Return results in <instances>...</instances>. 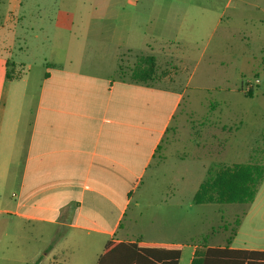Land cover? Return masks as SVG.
Here are the masks:
<instances>
[{
	"label": "crops",
	"instance_id": "obj_1",
	"mask_svg": "<svg viewBox=\"0 0 264 264\" xmlns=\"http://www.w3.org/2000/svg\"><path fill=\"white\" fill-rule=\"evenodd\" d=\"M7 1L17 8L18 0ZM130 2L134 8L130 12L113 2L89 3V7H79L76 2L58 6L69 15L73 12V18L66 23L81 31L80 37L71 34L74 41L68 58L84 57L89 51L90 55L113 58V65L98 66L97 74L83 70L79 62L74 64L71 59L54 61L34 99L28 96V82L21 75L16 80L17 76L7 78L11 62L0 56V236L10 237V247L17 250L15 257L0 256V264H28L21 258L24 233H29L33 242L31 261L35 264H45L55 257V240L64 242L59 248L62 252L84 250L83 264H97L110 242L181 247L183 253L184 246L172 239L176 228L181 227L175 215L168 229L155 228L152 223L140 230L138 219L123 226L133 195L163 145L182 94L161 87L164 81L155 83L156 77L139 83L133 76L119 79L111 72L121 50L120 56H132L137 51L129 32L134 29L135 15L142 16L147 26L151 43L143 48L151 53L147 57L155 58L157 69L159 58L171 59L167 65H182L176 51L183 26L197 14L196 10L214 7L209 0H143L140 5ZM239 5L264 12V0H240ZM223 21L224 13L211 21L213 33ZM60 22L61 19L56 21ZM260 23L264 24V18ZM107 26H111V38L105 36ZM172 32L174 35L169 34ZM91 37L95 43L89 49L86 43ZM53 56L61 55L53 51ZM119 63L121 60L116 74L121 69ZM231 86V93H244L243 83L239 88L237 79ZM232 133L229 131L227 136ZM160 159L168 160L166 156ZM263 185L264 180L260 188ZM260 188L253 203L233 204L246 206L243 210L235 208L242 216L238 222L250 218L254 227L262 226L255 229L258 233L264 231V192ZM169 199L177 198L173 195ZM152 201L148 197L145 204L138 202L136 207L150 209ZM167 207L180 208L176 203ZM239 229L221 245L209 248L264 252V246L234 247L242 233ZM55 233L60 235L55 237ZM4 240H0V248L7 246ZM199 248L193 247L192 260L196 251H201Z\"/></svg>",
	"mask_w": 264,
	"mask_h": 264
},
{
	"label": "rangeland",
	"instance_id": "obj_2",
	"mask_svg": "<svg viewBox=\"0 0 264 264\" xmlns=\"http://www.w3.org/2000/svg\"><path fill=\"white\" fill-rule=\"evenodd\" d=\"M130 1L18 0L15 9L9 1L0 0V25L5 24L0 28V56L10 60L9 72L17 76L15 80L21 75L28 82V96L34 99L45 73L52 69L54 61L71 59L74 64L79 62L83 70L97 74L98 66L113 65V58L90 55V51L84 57L68 58L74 41L71 36L80 37L81 31L78 26L66 23L70 17L73 18V12L69 15L63 9L59 10L58 6L76 2L79 7L82 4L89 7V3L113 2L130 12L134 9ZM142 2L138 0L139 5ZM239 2L209 0L214 9L196 10L197 14L189 17L188 23L183 26L179 49L176 51L183 61L182 65L177 62V68L167 65L166 61L171 59L162 58L157 63L155 83L162 79L164 82L160 81L159 85L176 89L182 94V99L157 157L139 190L133 195L123 226L138 219L140 230L151 227L152 223L155 228L168 229L175 215L181 227L176 228L172 239L184 246L180 264H191L195 245L202 252L211 245H221L222 240L230 239L237 233L238 227L242 233L235 239L234 247L264 246V231H255L261 225L254 227L250 218L240 224L238 222L242 216L235 208L243 210L245 205L200 206L194 203L201 183L221 167L234 164L264 166V24L260 23L264 12L242 8ZM221 13H224L223 24L213 33L212 23ZM62 18L67 20L62 21ZM134 18V29L129 34L134 39L137 51L132 56H120L121 50L115 58L111 75L119 79H130L133 72L142 67L143 59L151 55L143 48L146 43H151L148 42L147 26L142 16L135 15ZM60 19V24L56 23ZM107 27L105 36L111 38V26ZM169 34L174 35L173 32ZM94 43V38H89L87 48L90 49ZM53 51L59 52L61 56L54 57ZM120 60L121 69L116 74L114 72ZM235 79L239 88L243 83L244 93H231V84ZM249 83H252L251 87ZM248 93L250 96H247ZM29 102L30 99L28 105ZM229 131L233 133L227 136ZM224 135L228 141H225ZM161 156H166L168 160L161 161ZM260 190L264 192V185ZM173 195L177 198L175 202L169 199ZM147 196L153 199L154 206L150 209H144L143 206L137 208L136 203L145 204ZM170 203H176L180 208L172 210L167 207ZM54 235L58 237L60 234ZM0 240H4L7 245L0 248V256L15 257L17 250L10 247L12 239L3 234ZM61 244H64L62 240H55V257L45 261V264H83L81 257L84 250L62 252L59 249ZM33 247L30 234L24 233L21 258L29 261L28 264L36 263L31 261ZM39 248L40 243L35 251Z\"/></svg>",
	"mask_w": 264,
	"mask_h": 264
},
{
	"label": "trees",
	"instance_id": "obj_3",
	"mask_svg": "<svg viewBox=\"0 0 264 264\" xmlns=\"http://www.w3.org/2000/svg\"><path fill=\"white\" fill-rule=\"evenodd\" d=\"M142 62V67L133 72V79L139 83L153 81L157 76L155 58L147 57ZM7 78H12L9 71ZM263 180L264 166L234 164L221 167L201 183L194 203L251 204ZM181 254V247L110 242L97 264H179ZM191 264H264V252L208 247L204 252L196 251Z\"/></svg>",
	"mask_w": 264,
	"mask_h": 264
},
{
	"label": "built area",
	"instance_id": "obj_4",
	"mask_svg": "<svg viewBox=\"0 0 264 264\" xmlns=\"http://www.w3.org/2000/svg\"><path fill=\"white\" fill-rule=\"evenodd\" d=\"M133 1H135V3H137V2H138V0H133ZM255 83H256V84H258V83H259V81H258V80H256V81H255ZM251 85H252V83H249V87H251Z\"/></svg>",
	"mask_w": 264,
	"mask_h": 264
}]
</instances>
